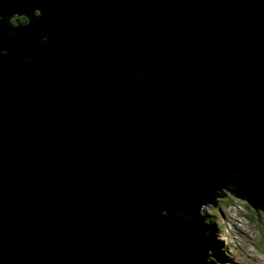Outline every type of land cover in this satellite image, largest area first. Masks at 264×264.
<instances>
[{
    "label": "water",
    "instance_id": "95a60500",
    "mask_svg": "<svg viewBox=\"0 0 264 264\" xmlns=\"http://www.w3.org/2000/svg\"><path fill=\"white\" fill-rule=\"evenodd\" d=\"M0 4L51 39L0 35V264H197L159 209L233 172L264 199V0Z\"/></svg>",
    "mask_w": 264,
    "mask_h": 264
},
{
    "label": "clouds",
    "instance_id": "9594fccd",
    "mask_svg": "<svg viewBox=\"0 0 264 264\" xmlns=\"http://www.w3.org/2000/svg\"><path fill=\"white\" fill-rule=\"evenodd\" d=\"M6 7L0 4V8ZM43 13L39 8L30 12L10 11L0 14V35L17 37L32 45L35 40L41 47L50 45L51 39L47 33L37 36L33 32L22 31L29 26L38 27L43 21ZM12 52L6 44L0 43V58H8ZM21 63L35 64L33 59L20 58ZM145 72L135 75V81L143 80ZM146 87H151L147 82ZM24 89L26 85H19ZM208 171L207 165L203 169ZM243 177L239 172H233L231 178H225L221 183L209 187L204 182V194L201 197L199 189L195 195L198 197L192 205L195 218L191 212H185L184 205L173 208L168 204L166 208L158 210L162 218L161 226L170 227L166 223L175 216L182 224L187 226V232L180 234L192 238L202 237L203 258L197 264H264V199L253 200L247 195H242L240 185ZM264 191V189H262ZM169 195L172 190L169 189ZM153 196L149 194L147 201L150 203ZM147 217L141 218L145 223ZM182 264H192L190 257H182Z\"/></svg>",
    "mask_w": 264,
    "mask_h": 264
}]
</instances>
